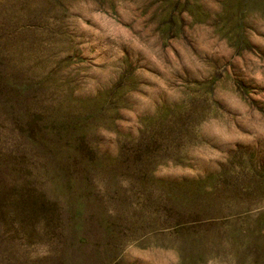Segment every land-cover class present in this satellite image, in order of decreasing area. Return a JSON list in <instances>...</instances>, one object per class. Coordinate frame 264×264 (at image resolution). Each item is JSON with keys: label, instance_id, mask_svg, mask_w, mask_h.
Masks as SVG:
<instances>
[{"label": "rangeland", "instance_id": "rangeland-1", "mask_svg": "<svg viewBox=\"0 0 264 264\" xmlns=\"http://www.w3.org/2000/svg\"><path fill=\"white\" fill-rule=\"evenodd\" d=\"M0 264H264V0H0Z\"/></svg>", "mask_w": 264, "mask_h": 264}]
</instances>
